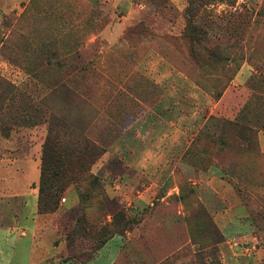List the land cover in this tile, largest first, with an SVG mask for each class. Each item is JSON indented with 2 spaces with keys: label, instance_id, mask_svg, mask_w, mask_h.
Masks as SVG:
<instances>
[{
  "label": "rangeland",
  "instance_id": "374dc122",
  "mask_svg": "<svg viewBox=\"0 0 264 264\" xmlns=\"http://www.w3.org/2000/svg\"><path fill=\"white\" fill-rule=\"evenodd\" d=\"M256 248L264 0H0V264H264Z\"/></svg>",
  "mask_w": 264,
  "mask_h": 264
},
{
  "label": "crops",
  "instance_id": "0c3cea01",
  "mask_svg": "<svg viewBox=\"0 0 264 264\" xmlns=\"http://www.w3.org/2000/svg\"><path fill=\"white\" fill-rule=\"evenodd\" d=\"M219 219L226 225V229H228V227H227V224L229 225V224H235L236 226H238V225H240L241 227L243 226V230H245L244 228H251L250 226H248L247 224V222L246 221H243V219L241 218V217H239V216H230V215H227V213H224V214H222V215H220V217H219ZM249 234V235H248ZM255 233L252 231V232H249V233H246V235H248L249 237H251V236H255L254 235ZM232 235V233H229L228 232V236L226 237L225 236V238H226V240L230 237ZM239 233L237 234H235L233 237L234 238H237V237H239ZM232 237V236H231ZM230 239V238H229ZM256 250V254H258L257 256H255V257H253V263L255 262H257L259 259V257H260V253H262V252H264V249H262V248H256L255 249ZM240 254H242V252L240 253ZM240 254H239V252L238 251H234L233 252V254L232 255H230V256H232V259H231V257L229 256V258H225L224 259V263L225 264H242V259L239 257L240 256ZM263 254V253H262ZM11 255H12V253H11ZM113 256H115V254H114V252L113 253H109V255L107 256L108 258H107V263H109L110 262V260H111V257H113ZM226 257V256H225Z\"/></svg>",
  "mask_w": 264,
  "mask_h": 264
},
{
  "label": "trees",
  "instance_id": "16d2710c",
  "mask_svg": "<svg viewBox=\"0 0 264 264\" xmlns=\"http://www.w3.org/2000/svg\"><path fill=\"white\" fill-rule=\"evenodd\" d=\"M60 194V190H49L47 186V181L42 173L41 183H40V198L42 205L47 206V202H54L55 198ZM44 202V203H43Z\"/></svg>",
  "mask_w": 264,
  "mask_h": 264
}]
</instances>
